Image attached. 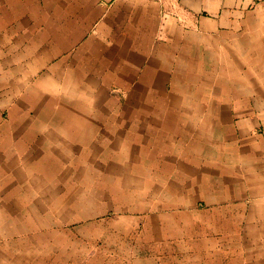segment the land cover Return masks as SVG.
<instances>
[{"label":"crops","instance_id":"crops-1","mask_svg":"<svg viewBox=\"0 0 264 264\" xmlns=\"http://www.w3.org/2000/svg\"><path fill=\"white\" fill-rule=\"evenodd\" d=\"M0 264H264V0H0Z\"/></svg>","mask_w":264,"mask_h":264},{"label":"rangeland","instance_id":"rangeland-1","mask_svg":"<svg viewBox=\"0 0 264 264\" xmlns=\"http://www.w3.org/2000/svg\"><path fill=\"white\" fill-rule=\"evenodd\" d=\"M89 216L91 217V216H96V214H89ZM104 217L103 218H105V219H109V218H113L114 217V213H107V214H105V215H103Z\"/></svg>","mask_w":264,"mask_h":264}]
</instances>
